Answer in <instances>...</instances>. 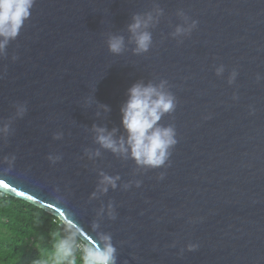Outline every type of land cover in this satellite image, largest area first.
<instances>
[{
    "label": "water",
    "instance_id": "95a60500",
    "mask_svg": "<svg viewBox=\"0 0 264 264\" xmlns=\"http://www.w3.org/2000/svg\"><path fill=\"white\" fill-rule=\"evenodd\" d=\"M149 14L138 54L129 25ZM162 81L166 164L102 148L96 128L127 138L128 90ZM0 193L89 247L110 236L116 264H264V0H35L0 53Z\"/></svg>",
    "mask_w": 264,
    "mask_h": 264
},
{
    "label": "clouds",
    "instance_id": "9594fccd",
    "mask_svg": "<svg viewBox=\"0 0 264 264\" xmlns=\"http://www.w3.org/2000/svg\"><path fill=\"white\" fill-rule=\"evenodd\" d=\"M35 0H0V53H3L9 41L14 40L20 33L25 22L30 18ZM153 17L134 16L129 25L136 49L139 53L147 52L152 43V36L147 28ZM196 26L193 21L192 27ZM184 31L177 28V34ZM124 47L123 37H111L108 49L113 54H120ZM218 70V74H219ZM164 81L159 86L137 83L128 90V99L121 107L122 126L127 132V138L116 140L115 130L109 132L105 128H96V142L104 149L114 154L129 156L138 166L147 168L163 167L169 160L171 149L177 144L175 129L164 127L160 121L166 114L176 108L175 97L164 90ZM105 111H108L104 106ZM7 131V127L3 129ZM96 155H99L97 152ZM163 178V177H161ZM119 177L102 175L99 191L106 193L108 187L116 188ZM139 186V185H137ZM62 226L72 233L67 238L60 239L56 245L57 258L68 259L74 255L72 240L78 235V229L60 221ZM189 250H195L190 246ZM116 249L111 243L110 236H102L95 246H85L83 249V264H116Z\"/></svg>",
    "mask_w": 264,
    "mask_h": 264
},
{
    "label": "trees",
    "instance_id": "16d2710c",
    "mask_svg": "<svg viewBox=\"0 0 264 264\" xmlns=\"http://www.w3.org/2000/svg\"><path fill=\"white\" fill-rule=\"evenodd\" d=\"M60 221L42 208L0 193V264H83L88 245L77 236L71 241L73 257L57 258L56 243L72 235Z\"/></svg>",
    "mask_w": 264,
    "mask_h": 264
},
{
    "label": "snow or ice",
    "instance_id": "6c2138e0",
    "mask_svg": "<svg viewBox=\"0 0 264 264\" xmlns=\"http://www.w3.org/2000/svg\"><path fill=\"white\" fill-rule=\"evenodd\" d=\"M4 187H7V185L5 184Z\"/></svg>",
    "mask_w": 264,
    "mask_h": 264
}]
</instances>
